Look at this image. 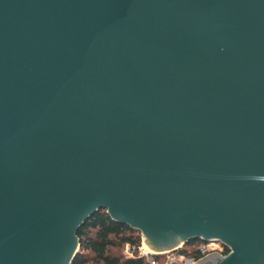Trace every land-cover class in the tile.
Here are the masks:
<instances>
[{
    "label": "water",
    "instance_id": "1",
    "mask_svg": "<svg viewBox=\"0 0 264 264\" xmlns=\"http://www.w3.org/2000/svg\"><path fill=\"white\" fill-rule=\"evenodd\" d=\"M102 208L264 264V0H0V264H70Z\"/></svg>",
    "mask_w": 264,
    "mask_h": 264
},
{
    "label": "trees",
    "instance_id": "2",
    "mask_svg": "<svg viewBox=\"0 0 264 264\" xmlns=\"http://www.w3.org/2000/svg\"><path fill=\"white\" fill-rule=\"evenodd\" d=\"M78 249L70 264H147L145 258L139 255L141 244L140 232L125 223L113 220L105 209H99L88 217L76 230ZM192 239L184 243L178 252L194 260L203 254L197 247L203 243ZM128 247L130 256L124 252ZM229 248L222 245L221 254H227ZM158 264L162 256H153Z\"/></svg>",
    "mask_w": 264,
    "mask_h": 264
},
{
    "label": "built area",
    "instance_id": "3",
    "mask_svg": "<svg viewBox=\"0 0 264 264\" xmlns=\"http://www.w3.org/2000/svg\"><path fill=\"white\" fill-rule=\"evenodd\" d=\"M217 243L220 244V242H203L198 247L197 250H199L203 256L198 259L194 260L192 257H187L184 254L178 252V249L172 251H165L158 254H155L154 252H148L142 249V245L138 247V252L140 256H143L147 262V264H158V261L153 257L154 255H160L162 256V263L161 264H194L195 262L201 260L203 257L207 256L208 253L213 252L212 250L215 248L213 246L217 245ZM180 248V247H179ZM124 252L126 255L130 256L131 253L128 251V247L126 246L124 249Z\"/></svg>",
    "mask_w": 264,
    "mask_h": 264
},
{
    "label": "rangeland",
    "instance_id": "4",
    "mask_svg": "<svg viewBox=\"0 0 264 264\" xmlns=\"http://www.w3.org/2000/svg\"><path fill=\"white\" fill-rule=\"evenodd\" d=\"M140 236H141V245L142 244H147V246L150 248V246L148 245V243H146V241H145V239L142 237V233H140ZM182 246V245H181ZM180 246V247H181ZM225 246H227V245H225ZM213 247H215L212 251L213 252H211V253H208L207 255H209V254H213V253H217L218 255H220L221 257H225V256H223V254H221V251H222V245L221 244H219V243H217V245H215V246H213ZM228 248H229V246H227ZM78 249V248H77ZM177 249H179V247L177 248ZM229 251H231V249L229 248ZM206 257V256H205ZM204 258V257H203ZM198 262V261H197ZM196 263V262H195ZM194 263V264H195Z\"/></svg>",
    "mask_w": 264,
    "mask_h": 264
},
{
    "label": "bare ground",
    "instance_id": "5",
    "mask_svg": "<svg viewBox=\"0 0 264 264\" xmlns=\"http://www.w3.org/2000/svg\"><path fill=\"white\" fill-rule=\"evenodd\" d=\"M142 249L148 252H153L148 246L147 244H142Z\"/></svg>",
    "mask_w": 264,
    "mask_h": 264
},
{
    "label": "flooded vegetation",
    "instance_id": "6",
    "mask_svg": "<svg viewBox=\"0 0 264 264\" xmlns=\"http://www.w3.org/2000/svg\"><path fill=\"white\" fill-rule=\"evenodd\" d=\"M200 240V239H199ZM202 241V240H201ZM221 244V243H220ZM223 245V244H221ZM227 247V246H226ZM231 251H229L227 254H224L223 256H227ZM202 264H206V262L202 263Z\"/></svg>",
    "mask_w": 264,
    "mask_h": 264
}]
</instances>
